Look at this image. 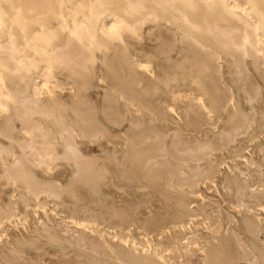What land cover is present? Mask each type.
Masks as SVG:
<instances>
[{
    "label": "bare ground",
    "instance_id": "obj_1",
    "mask_svg": "<svg viewBox=\"0 0 264 264\" xmlns=\"http://www.w3.org/2000/svg\"><path fill=\"white\" fill-rule=\"evenodd\" d=\"M50 247L264 264V0H0V264Z\"/></svg>",
    "mask_w": 264,
    "mask_h": 264
},
{
    "label": "rangeland",
    "instance_id": "obj_2",
    "mask_svg": "<svg viewBox=\"0 0 264 264\" xmlns=\"http://www.w3.org/2000/svg\"><path fill=\"white\" fill-rule=\"evenodd\" d=\"M241 101L243 102L242 104L244 105V107H247L242 97H241ZM223 168L224 170L227 169L225 164L223 165ZM206 193L208 195L214 196V199L220 202V195L214 190L206 189ZM49 251L53 253L51 255H48L47 253L44 254L42 264H86V259L83 256V254L76 253L75 250L70 251L69 255L65 254L63 251L59 250V248L57 247H50Z\"/></svg>",
    "mask_w": 264,
    "mask_h": 264
}]
</instances>
